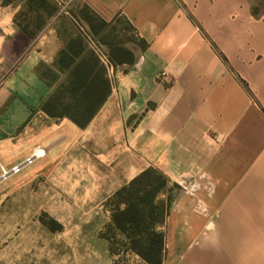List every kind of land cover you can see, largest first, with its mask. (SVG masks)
I'll return each mask as SVG.
<instances>
[{"label": "crops", "instance_id": "0c3cea01", "mask_svg": "<svg viewBox=\"0 0 264 264\" xmlns=\"http://www.w3.org/2000/svg\"><path fill=\"white\" fill-rule=\"evenodd\" d=\"M2 1L0 154L15 153L11 168L37 151L57 165L31 188L62 239L94 235L111 260L101 205L154 167L180 191L164 264H264V0H65L124 16L146 42L132 65L108 67L110 95L84 128L40 111L51 89L36 68L64 47L59 17L31 39Z\"/></svg>", "mask_w": 264, "mask_h": 264}, {"label": "trees", "instance_id": "16d2710c", "mask_svg": "<svg viewBox=\"0 0 264 264\" xmlns=\"http://www.w3.org/2000/svg\"><path fill=\"white\" fill-rule=\"evenodd\" d=\"M25 1L27 12L35 14V25L31 28L20 15L15 22L26 36L34 39L46 22L60 16V7L56 0ZM10 2L5 0V4ZM23 16L27 18V14ZM70 18L76 30L62 34L64 47L55 62L40 63L36 68L38 76L51 89L40 111L50 119H68L84 128L110 95L108 67L132 65L136 49H145L146 42L124 16L106 22L87 5H81L77 11H71ZM124 33H133L131 47L122 42ZM101 48L106 49L105 54ZM98 50L107 57L108 65ZM170 186L167 176L151 167L103 203L110 222L100 231V238L107 244L112 264L122 254L134 256L143 264H164Z\"/></svg>", "mask_w": 264, "mask_h": 264}, {"label": "rangeland", "instance_id": "374dc122", "mask_svg": "<svg viewBox=\"0 0 264 264\" xmlns=\"http://www.w3.org/2000/svg\"><path fill=\"white\" fill-rule=\"evenodd\" d=\"M56 1L60 7V16L55 26L63 35L74 32L76 28L71 21L70 13L77 11L79 6L65 5V0ZM25 2V0H11V4H5L3 0L1 6L14 9L16 16L20 15L22 21L27 19L26 22L33 28L35 14L27 12ZM26 14L27 18H24L23 15ZM47 24L48 22L43 29ZM131 38L133 33H124L121 39L126 46L131 47L133 43ZM47 160L37 159L33 164L23 168L19 174L0 182V264H109V262L112 264V260L104 255V242L94 235L86 239L80 237L79 243H67L62 239L64 227L52 216V213L45 211L49 207V197L44 195L42 190L34 193L31 188L35 174L47 175L57 166ZM15 161V153L11 152L5 159L0 154V163L7 170ZM179 195V189L171 184L170 210L166 223L174 200ZM101 210L100 222L105 223L102 230L110 222V216L104 210L103 204ZM97 226V222L91 224L88 230L93 232L97 230ZM116 264L143 263L134 256L122 254L116 259Z\"/></svg>", "mask_w": 264, "mask_h": 264}, {"label": "built area", "instance_id": "2783aa9c", "mask_svg": "<svg viewBox=\"0 0 264 264\" xmlns=\"http://www.w3.org/2000/svg\"><path fill=\"white\" fill-rule=\"evenodd\" d=\"M166 77H167V74L162 72L160 75V78L166 79ZM39 155L40 153H33V155L29 157L28 159H26L23 163L16 165L9 170L1 168L0 182L6 181L10 177L19 174L23 170V168H25L28 165L33 164L35 160L39 159L40 158Z\"/></svg>", "mask_w": 264, "mask_h": 264}, {"label": "bare ground", "instance_id": "6f19581e", "mask_svg": "<svg viewBox=\"0 0 264 264\" xmlns=\"http://www.w3.org/2000/svg\"><path fill=\"white\" fill-rule=\"evenodd\" d=\"M36 153H40L41 156L39 155V157H43L45 152L44 151H37Z\"/></svg>", "mask_w": 264, "mask_h": 264}]
</instances>
